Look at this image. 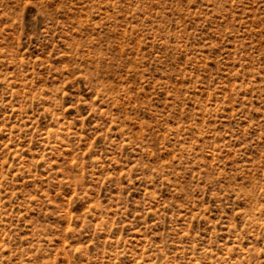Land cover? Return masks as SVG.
<instances>
[{"label":"rangeland","instance_id":"obj_1","mask_svg":"<svg viewBox=\"0 0 264 264\" xmlns=\"http://www.w3.org/2000/svg\"><path fill=\"white\" fill-rule=\"evenodd\" d=\"M0 264H264V0H0Z\"/></svg>","mask_w":264,"mask_h":264}]
</instances>
